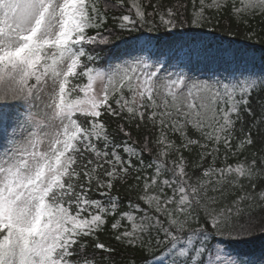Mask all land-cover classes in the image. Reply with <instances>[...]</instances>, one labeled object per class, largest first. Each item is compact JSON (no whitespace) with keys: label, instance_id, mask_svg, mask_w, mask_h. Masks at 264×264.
Returning a JSON list of instances; mask_svg holds the SVG:
<instances>
[{"label":"snow or ice","instance_id":"obj_1","mask_svg":"<svg viewBox=\"0 0 264 264\" xmlns=\"http://www.w3.org/2000/svg\"><path fill=\"white\" fill-rule=\"evenodd\" d=\"M100 4L0 0V264H264L232 247L264 235V217L241 219L264 206V155L237 159L264 136V68L233 51L234 69L199 79L158 35L204 27L229 0H193L190 21L159 0ZM230 8L264 17V0ZM105 232L131 254L117 261Z\"/></svg>","mask_w":264,"mask_h":264},{"label":"trees","instance_id":"obj_2","mask_svg":"<svg viewBox=\"0 0 264 264\" xmlns=\"http://www.w3.org/2000/svg\"><path fill=\"white\" fill-rule=\"evenodd\" d=\"M153 3H156L157 0H152ZM159 4L161 6V9H166L167 7H173L174 10H177V6H183V7H179L178 11L180 13L183 14V17L185 19H188L189 21L192 18V13H193V9H194V5H193V0H159ZM231 0L229 1V8L228 9H224L221 12H217L216 10H208L207 12L209 13L208 17H205L206 23L204 25V27L201 28H183L184 29V33L186 34H204L207 32H211L212 34L221 36L222 38H225L227 40H233V41H237V42H243L245 44L248 45V47L252 48L254 52H261L264 54V20L261 18L260 15H255V17H249V16H244L240 22H238L231 14ZM199 0H195V9L198 10L199 9ZM100 7L103 9V0H101V4ZM149 11H151L152 9L149 8ZM108 16H109V21L108 24L105 25V27H113V22L111 20V17L113 15H118L119 13L117 12V10L114 9H109L108 10ZM243 20H247L248 24L247 26L244 24ZM248 32H254L255 36L253 37V39L249 40L246 38V34ZM227 33H233L234 35H228ZM178 34V31L176 30L175 33H173L172 35H169L168 33L164 32L163 29L160 30V32L158 33L159 37H160V41L162 39L165 38H171L172 36ZM153 35H157V34H153ZM129 41L132 39L131 37L127 38ZM226 40V41H227ZM117 49L113 48L112 52L114 53ZM102 55H109L110 53L108 52V49H104L103 52L101 53ZM103 64V61H101V65ZM258 99H264V92L260 93V96L257 97H252V107L255 111H257V113H259L260 111V106L257 103ZM246 120L248 121V123H250V118H246ZM115 125L111 124L110 130L112 128H114ZM239 128L240 125L237 124V132L236 135L239 136ZM245 130H247V123L245 124ZM196 132L193 130L189 131V135H191L192 137L197 136V134H195ZM144 132H143V128L141 129L140 133H137L135 131V129H133V136H140L142 138ZM253 137L256 141V143L252 146L249 147L244 153H242L239 157H237V159L243 160L245 157H247L249 160L252 159V155L253 153H260V155H264V153H261L260 150L261 148H264V136H257L255 129H253ZM153 138H155V133H153ZM169 138L170 139H175L177 143H179V135L176 134H169ZM117 139H119V136H117ZM235 143V141H234ZM223 153H224V149L221 146L220 149V156L221 159L223 157ZM189 153L185 152V156H188ZM147 159V157H146ZM209 162H210V158H209ZM236 160L233 159L231 157V155H229V163H235ZM221 163V160L217 161V165L219 166ZM207 166V164L205 165ZM195 179V178H194ZM120 187V196L122 198V200H128V199H132L135 200L136 197V193H128L126 191V186H119ZM238 191V190H237ZM209 196H213V195H218L217 193H213L211 191L208 192ZM97 198V197H94ZM232 199V197L228 198L227 202H230ZM244 207V212H245V216L241 217L242 221L244 219H246V216L248 213H250L252 215L253 218L255 219H259L261 217H264V206H257L256 204H253L252 206H249L247 202H245V204L243 205ZM101 240L107 242V243H111L113 244L114 247L117 248V252L115 254V259L117 261H119L122 257H127L128 255L131 254L132 250L129 249L127 251L123 250L120 246L116 245L115 242L113 240H111V233L110 232H105L103 234H101ZM240 244L243 245H248V246H255L257 244H264V235H257L254 237H251L249 239H246L242 242L239 243H235L232 245V247H240ZM91 250V249H90ZM259 251V250H257ZM98 256H104L106 255L103 252H98L97 253ZM254 258H249L255 261H259L261 255L259 254H255ZM137 258H139V254H137Z\"/></svg>","mask_w":264,"mask_h":264},{"label":"rangeland","instance_id":"obj_3","mask_svg":"<svg viewBox=\"0 0 264 264\" xmlns=\"http://www.w3.org/2000/svg\"><path fill=\"white\" fill-rule=\"evenodd\" d=\"M206 3H211V0H206ZM208 10L215 9L206 8L205 17H208L209 15V13L207 12ZM219 42L220 40L218 39V37H213L212 34H207L204 37V40L198 41L192 46L186 45L181 42L178 43L176 41H171L167 42L162 47L166 50L168 46L174 45L176 49H180L182 45H185V47H183V50L179 52V55L183 60H185V62H187L188 57L185 56V53L190 52V58L195 69L194 75L199 79H207V76L211 72L223 73L225 70L234 69L236 67V64L231 62V53L233 51H239L240 53L244 54V58L248 62V65L250 67L254 66L257 70L264 68V62L259 57V55H255L252 53L250 54L247 51H244L245 49L239 48V46L235 47L230 44L224 45L223 43ZM205 48L207 49V55H205L204 53ZM223 50H227V55H224L222 57L220 53ZM259 250V255H261V253L264 252V246H261Z\"/></svg>","mask_w":264,"mask_h":264}]
</instances>
